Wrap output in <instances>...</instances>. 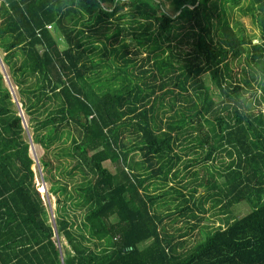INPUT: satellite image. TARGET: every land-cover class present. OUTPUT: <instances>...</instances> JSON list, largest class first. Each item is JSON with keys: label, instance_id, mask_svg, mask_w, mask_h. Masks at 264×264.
<instances>
[{"label": "trees", "instance_id": "1", "mask_svg": "<svg viewBox=\"0 0 264 264\" xmlns=\"http://www.w3.org/2000/svg\"><path fill=\"white\" fill-rule=\"evenodd\" d=\"M1 1L3 63L33 141L46 154L58 134H73L68 174H83L86 213L75 231L64 207L48 208L0 73V264H264V43L227 22V6L242 0ZM243 1L264 30V0ZM99 37L106 66L91 52ZM130 38L148 68L130 57ZM94 71L112 77L96 83ZM209 162L200 183L193 168ZM40 164L49 194H67L49 159ZM208 200L225 214L253 212L185 250L167 226L176 214L197 218Z\"/></svg>", "mask_w": 264, "mask_h": 264}, {"label": "rangeland", "instance_id": "2", "mask_svg": "<svg viewBox=\"0 0 264 264\" xmlns=\"http://www.w3.org/2000/svg\"><path fill=\"white\" fill-rule=\"evenodd\" d=\"M232 6V7H231ZM227 6V14H226V20L230 24V26L234 27L235 30H237V25H241L247 36L252 40L254 45H262L264 42V30L260 23H258L256 20L254 21L251 17H248L243 14L242 11H245L247 7L249 6V2L241 1L239 2V5L233 6ZM168 8V4H167ZM96 41V40H95ZM104 43H108V40L105 37H99L96 42L93 44V50L92 55L95 62L102 65H107L108 61L102 62L101 56L102 53H99V50L97 48H102ZM128 44L130 45V57L135 58L136 65L139 66L141 63L145 65L146 68H148L149 64L147 62V54L146 53H138L137 54V46L133 39H128ZM61 48H64L63 41H60ZM136 54V55H135ZM1 57L2 54L0 53ZM113 60L116 61V65L122 66L123 62L121 59H116V55L113 57H110ZM1 70L0 73L3 72L6 74V76L9 77V84L11 87V90L13 88V91L15 93V96L13 97L14 103H19V97L17 94V88L13 85L10 74H8L9 69L6 66H0ZM97 70H100L97 69ZM6 72V73H5ZM97 72V71H96ZM100 73V72H99ZM92 79L95 80L96 83H102L103 80L107 77H112L111 74L104 75L103 77H100L99 75L95 74V71L92 73ZM203 80L206 84V86L209 88L212 98L216 103H220L222 101V98L219 95V91L217 90V87L215 86L214 82L212 81V78L210 75H205L203 77ZM259 88V87H258ZM10 90V88H9ZM257 95H260L259 91L256 92ZM253 91H250L249 93L244 94L243 98H245L246 105H249L250 101H255L256 95L252 96ZM16 100V101H15ZM17 106V105H16ZM22 106V105H21ZM18 108V107H17ZM24 112V111H23ZM264 114V112H263ZM20 116V114H19ZM22 118V117H21ZM29 118L25 115V112L23 113V128L25 129V136L26 140L28 141L30 145L29 154L35 161L33 169L36 172V183L40 188V192L42 194V197L44 198L45 203L47 204L48 208L51 206V209L53 213H55L57 210H62L64 207L65 210H62L63 215H67L71 219V221L75 224L74 228L75 231H78V227L82 225V222L84 221V215L86 213V207L84 206L83 199L81 198L80 187H82L84 183L83 174L77 170L71 175L68 174V171L72 168V160L70 157H66L67 153H72L73 144H72V138L73 134L70 135V132L68 130H65L62 132V134H58V137L53 140V144L51 147L46 151L40 144H36L33 141L34 133L32 129H30L29 125ZM207 150H205L206 152ZM204 152V153H205ZM223 155L226 158L227 164L228 162H231V158L228 156V154L223 153ZM46 157L51 162V169L52 174L54 176V183L56 182V186H66L67 187V194L62 195L61 198L53 197L49 194L50 189L52 188V184H44L43 183V177L44 173L41 174L40 172L43 170L42 165L39 162L41 159ZM139 159V158H138ZM215 166L219 167V162L214 163ZM182 169V167H180ZM213 171V164L211 162L207 163L205 165L204 163H201L200 165H197L193 168V172H198L200 177V183L202 181H207L209 179L208 173H211ZM215 173V171L213 172ZM180 175L184 174V171L179 173ZM186 182L191 181V178L189 176L187 179H185ZM224 181H219L220 184H222ZM185 184V183H183ZM161 191H155V193H160ZM200 195L206 194L205 188H201L199 190ZM198 196V195H197ZM73 200V201H72ZM216 201V200H215ZM171 204V208H173ZM213 202L208 200L207 203H204L203 207L206 210V212H200L195 211L193 214L197 216V218H193L191 216H187L184 213L183 214H176V216L173 217L172 225H168L167 229L176 234V235H182L183 237L179 238L178 241H182L184 243V249L191 248L193 245H195L199 241H203L206 237V235L212 231H214L218 227H224L227 225V220H237L241 219L243 217H246L251 212H253V209H251L250 205L241 204L236 207L231 208V213L225 214L223 213V204L216 205L213 209ZM54 219V218H53ZM80 232V231H79ZM63 245H68L65 241H62ZM90 246H93L92 243H89Z\"/></svg>", "mask_w": 264, "mask_h": 264}, {"label": "crops", "instance_id": "3", "mask_svg": "<svg viewBox=\"0 0 264 264\" xmlns=\"http://www.w3.org/2000/svg\"><path fill=\"white\" fill-rule=\"evenodd\" d=\"M1 3H2V1L0 0V8H1ZM4 21V15H3V13H2V11H1V9H0V27H1V24H2V22ZM3 36H5V35H0V53L2 54V57H1V55H0V66L2 65V66H6V65H4V63H3V58L6 56V55H8V53H6L2 48V45H1V43H2V37ZM6 37H8V36H6ZM6 37H4V38H6ZM6 67H8V66H6ZM8 69H9V67H8ZM0 70H1V68H0ZM6 73V72H5ZM1 74L3 75V77H4V79H5V83H6V86H8L9 88H10V91H11V93H12V90H11V87H10V84H9V77L8 76H6V74H4L3 72H1ZM8 74H10V72H8ZM6 76V77H5ZM6 79H8V81H6ZM14 92V91H13Z\"/></svg>", "mask_w": 264, "mask_h": 264}, {"label": "water", "instance_id": "4", "mask_svg": "<svg viewBox=\"0 0 264 264\" xmlns=\"http://www.w3.org/2000/svg\"><path fill=\"white\" fill-rule=\"evenodd\" d=\"M6 77V76H5ZM6 81H8V79H6ZM15 96V93L13 92V88H12V96ZM13 96V97H14ZM16 101V100H15ZM16 105H17V107H18V111H19V114H20V117H22V119H23V110H22V106L17 102L16 103Z\"/></svg>", "mask_w": 264, "mask_h": 264}, {"label": "built area", "instance_id": "5", "mask_svg": "<svg viewBox=\"0 0 264 264\" xmlns=\"http://www.w3.org/2000/svg\"><path fill=\"white\" fill-rule=\"evenodd\" d=\"M39 166H40V162H39ZM41 167V166H40ZM42 174V171L40 172ZM44 183V182H43ZM45 184V183H44Z\"/></svg>", "mask_w": 264, "mask_h": 264}]
</instances>
